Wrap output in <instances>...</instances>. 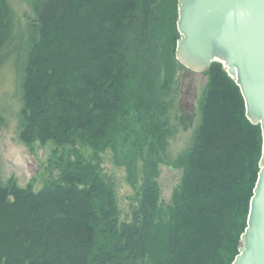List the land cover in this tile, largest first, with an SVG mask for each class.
I'll return each instance as SVG.
<instances>
[{"label": "trees", "instance_id": "16d2710c", "mask_svg": "<svg viewBox=\"0 0 264 264\" xmlns=\"http://www.w3.org/2000/svg\"><path fill=\"white\" fill-rule=\"evenodd\" d=\"M179 1L31 0L37 20L21 78L20 138L55 149L39 189L0 183V264H234L263 136L219 62L204 73L201 124L178 163L181 186L172 204L161 199L169 97L186 70L177 60ZM13 30L0 0V62ZM108 151L137 191L130 222L101 167Z\"/></svg>", "mask_w": 264, "mask_h": 264}, {"label": "rangeland", "instance_id": "374dc122", "mask_svg": "<svg viewBox=\"0 0 264 264\" xmlns=\"http://www.w3.org/2000/svg\"><path fill=\"white\" fill-rule=\"evenodd\" d=\"M10 17L14 23L13 42L5 50L0 62V183L15 182L25 188L33 184L39 189L49 177V159L55 149L52 143L37 141L26 144L20 138L23 128L21 111L24 105L21 78L25 67L26 52L33 30L30 28L37 20L31 0H8ZM17 50V45H20ZM20 56V61L17 58ZM19 64V65H18ZM176 88L171 93L168 112L171 136L165 164L161 166L158 178L161 199L166 205L172 204L176 191L183 179L179 161L191 149L201 124V102L207 87L208 78L204 73L180 69ZM78 151L90 158L93 151L78 146ZM101 167L117 192L121 210V220L130 222L137 206V191L128 181L125 167L118 166L113 154L108 151L100 154ZM55 177L58 172H55ZM141 187V181L137 184Z\"/></svg>", "mask_w": 264, "mask_h": 264}, {"label": "water", "instance_id": "95a60500", "mask_svg": "<svg viewBox=\"0 0 264 264\" xmlns=\"http://www.w3.org/2000/svg\"><path fill=\"white\" fill-rule=\"evenodd\" d=\"M177 26L178 62L196 73L223 64L261 126V170L234 264H264V0H180Z\"/></svg>", "mask_w": 264, "mask_h": 264}]
</instances>
